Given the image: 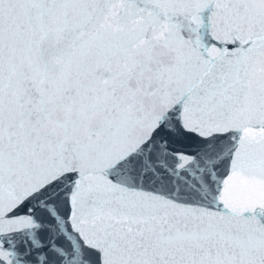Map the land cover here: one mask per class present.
I'll return each instance as SVG.
<instances>
[{
    "label": "snow or ice",
    "instance_id": "obj_1",
    "mask_svg": "<svg viewBox=\"0 0 264 264\" xmlns=\"http://www.w3.org/2000/svg\"><path fill=\"white\" fill-rule=\"evenodd\" d=\"M0 264H264V0H0Z\"/></svg>",
    "mask_w": 264,
    "mask_h": 264
}]
</instances>
